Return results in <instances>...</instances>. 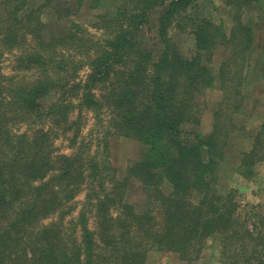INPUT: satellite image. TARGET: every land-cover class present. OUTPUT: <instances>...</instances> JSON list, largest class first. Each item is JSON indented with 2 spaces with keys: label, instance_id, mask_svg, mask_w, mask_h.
<instances>
[{
  "label": "trees",
  "instance_id": "16d2710c",
  "mask_svg": "<svg viewBox=\"0 0 264 264\" xmlns=\"http://www.w3.org/2000/svg\"><path fill=\"white\" fill-rule=\"evenodd\" d=\"M27 1L0 0V57L5 49L13 52L17 48L15 73L24 69L32 72L31 77L22 79L0 72V264H141L144 250L137 247L145 242L185 256L204 243L206 237L231 231L237 225L236 205L230 193L221 195L217 185L220 162L225 157L223 147L229 137L221 146L217 143L219 128L215 123L216 129L208 135H188L186 131L184 134L183 126L199 122L194 99L216 81L203 57L210 62L217 46L230 51L220 65L219 78L225 80V71L235 67V58H240L236 75L243 80L254 41L249 26L238 21L226 32L223 24L197 12L200 0H121L124 3L117 6L120 17L116 18L115 34L100 42L96 53H91L88 46L92 47L95 41L86 38L88 31L81 23L70 19L67 28L49 31L38 16L39 7L21 14ZM54 2L51 8L56 18H61L62 12L70 18L81 5V0H77L72 10L61 1ZM95 2L93 5L98 7L111 6L110 0ZM226 2L232 6L239 4V0ZM153 13L157 14V38L151 44L144 33ZM101 15L102 19L108 16L107 12ZM115 15L112 12L111 16ZM174 27L190 30L194 42L190 56L180 52L171 34ZM25 32L35 42L21 51ZM84 64L91 71L84 81L77 80L75 74ZM97 86L106 89L100 97L93 92ZM81 87L82 95L66 94ZM59 92L48 109L40 104V99ZM226 99L225 106L229 96ZM104 104L109 108L111 128L146 146V151L127 166L123 177L124 181L132 176L139 179L151 191L147 192L146 202L162 204L161 225L153 227L158 221L151 208L137 210L104 192L100 211L105 216V206L116 203V218L108 219L119 222V234L110 233L106 227L103 234L99 231L97 235L96 230L86 226L83 213L78 240L69 241L68 234L58 225L36 231L35 222L57 210L66 198L60 194L61 188L53 182L49 185L55 178L51 171L54 167L43 157L51 150L50 136L62 123L66 131L76 123V119H68L74 107L92 108L100 118ZM45 118L51 123L46 128L33 129L31 134L13 132L7 123L22 120L35 124ZM254 139L264 144V129ZM78 146L83 147L82 143ZM262 150L264 145L258 148V155ZM254 152L253 149L242 155ZM77 155L67 157L56 173L64 190L76 182L70 166L75 159H69ZM91 160V172L97 176L102 172L101 165ZM246 163L244 160L243 164ZM49 172L51 175L43 181ZM120 187H124L123 182L116 188ZM119 193L116 191V196ZM244 232L251 234L247 228ZM101 248L107 252H101ZM223 252L225 264H234L233 258L239 253L228 254L226 244Z\"/></svg>",
  "mask_w": 264,
  "mask_h": 264
},
{
  "label": "rangeland",
  "instance_id": "374dc122",
  "mask_svg": "<svg viewBox=\"0 0 264 264\" xmlns=\"http://www.w3.org/2000/svg\"><path fill=\"white\" fill-rule=\"evenodd\" d=\"M58 1L63 2V6L71 7L72 10H74L77 2V0ZM95 1L81 0V5H79L76 14H72L69 18L65 12H62L61 18H56L51 8L52 5H55L54 0H28L21 14H26L31 9L39 7V18L47 24L46 27L49 31L52 29L57 30V32L67 28L70 25V19H75L87 29L86 38L95 41L92 47L88 46V49L91 53H96L100 42L113 37L115 34L113 30L117 25L116 18L120 17L117 6L124 2L110 0L111 6L98 7L93 5L96 3ZM240 1L242 0H239V4L237 2L236 6L228 4L226 0H200L197 4V12L201 16L210 18L211 21L218 24H223L228 33L234 23L238 21L245 23L249 26L254 41L249 56L250 66L245 72L243 80L236 75L237 65L241 63L240 58H235L238 60L237 63L235 62V67H229L225 71V80L218 76L221 63L228 58V55L230 56L229 48L222 45L217 46L212 50L210 62L207 61L206 57H203V62L209 67L216 81L214 86L206 88L203 94H196L194 100L199 109L198 124L183 126L184 134L186 131L188 135H193L194 132L208 135L216 129L214 128L215 123L219 128L217 143L221 146L229 137L228 143L223 147L225 157L220 162L217 185L221 195L230 193L232 196L236 205L237 225L227 233L219 231L206 237L204 243L200 244L201 246L198 244L193 251L187 252L185 256H180L173 250L161 249L157 244L145 242L141 247H137V250L142 248L144 250V260L141 264H225L223 256L225 244L228 254L239 253L233 258L234 264H264V150L259 155L257 153L258 148L264 144L258 143L254 139V136L264 129V75L261 72L264 68V0H250L247 4H242ZM106 12L108 16L102 19L101 16L103 15L101 14ZM112 12L116 15L111 16ZM156 23L157 14L153 13L150 24L145 28L144 33L147 41L151 44L156 43ZM171 34L180 52L186 57L190 56L193 52L194 43L190 30L174 27ZM34 42L33 36L25 32L21 51L23 47L29 49ZM12 51L4 50L0 57V72L8 75L9 78L22 79L32 72L24 69V71L17 70L15 73L13 68L15 65L14 55H17L19 50L16 48ZM90 71L91 67L84 64L77 70L75 76L77 80L84 81ZM14 74L17 75L11 77ZM239 89L241 92L238 94ZM60 90L62 91V89ZM105 91L106 89L102 86L93 88V92L98 97ZM75 93L82 95L84 89L81 87L75 91H68L66 94L68 97H73ZM59 95L60 92L58 94L52 93L49 97L40 99V104L48 109L47 106L55 101ZM228 96L230 100L225 106L223 103ZM72 100L76 102L77 97L72 98ZM235 105L238 106L233 109ZM103 109L104 112L99 118L92 108L74 107L69 112L68 119H76V123L67 131L65 130L66 125L62 123L55 128V133L50 136L51 150L48 154H44L46 157H43L47 163H50L51 167H54L51 171L55 178L49 185L54 183L55 187L61 188L59 190L61 193H58L66 198H64L63 204L56 207L57 210L45 214L46 216L35 222L33 226L36 231L42 230L43 227L58 225L68 234L66 237L69 241H72L73 238L78 240L82 232L80 216L83 213L86 226L90 230H96L97 235L99 231H102L103 234V229L106 227L110 233L119 234L121 232L119 222L108 219V216H112L113 219L116 218L118 211L116 203L110 204L109 202L105 206V216L100 211L99 205L104 200L101 197L104 192H108L115 200L117 197V199L134 205L137 210L151 208L152 214L158 221V223H153V227L161 225L163 220L162 204L157 201L146 202L147 192L151 191H147L139 179L132 176L128 177L129 180L124 181L123 177L127 166L146 151V146L132 137L121 133L117 134L116 129L113 130L110 126L111 118L106 104H104ZM7 123L11 125L13 132L31 134L33 129L46 128L51 120L40 119L35 124H29V122L22 120L18 122L8 120ZM79 143H82L83 147L80 148ZM253 149L256 152L250 153L249 156L242 155L243 152H249ZM35 154L36 152H34ZM76 154H78L77 157L69 159H75L70 166L73 168L72 174L77 177L76 182L70 183L64 190L62 180H56V173L59 172L60 166L66 162L67 157ZM35 157L37 158L36 155ZM91 159L101 165L99 169L102 172L97 176L91 172L89 164ZM244 160L247 162L245 165L243 164ZM50 175L49 172L43 181L47 180ZM116 179L121 180L116 183ZM120 182H123L124 187L118 189L116 187ZM116 191L120 192L117 196ZM67 197L72 198L67 199ZM119 205L117 202L118 207ZM5 224H7L6 221ZM244 228H247L251 234L245 233ZM132 231H134V227ZM234 231L235 233H233ZM131 233L134 237L135 233ZM229 235L231 237L227 238ZM100 250L107 252L104 248Z\"/></svg>",
  "mask_w": 264,
  "mask_h": 264
},
{
  "label": "crops",
  "instance_id": "0c3cea01",
  "mask_svg": "<svg viewBox=\"0 0 264 264\" xmlns=\"http://www.w3.org/2000/svg\"><path fill=\"white\" fill-rule=\"evenodd\" d=\"M263 71H261L262 73H263V75H264V68L262 69ZM263 91H264V89H263Z\"/></svg>",
  "mask_w": 264,
  "mask_h": 264
}]
</instances>
